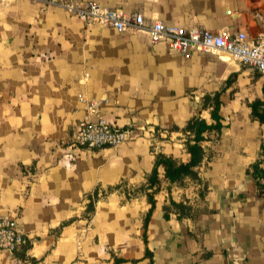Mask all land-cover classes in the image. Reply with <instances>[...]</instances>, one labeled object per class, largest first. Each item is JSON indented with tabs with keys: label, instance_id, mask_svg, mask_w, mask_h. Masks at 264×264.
<instances>
[{
	"label": "crops",
	"instance_id": "obj_1",
	"mask_svg": "<svg viewBox=\"0 0 264 264\" xmlns=\"http://www.w3.org/2000/svg\"><path fill=\"white\" fill-rule=\"evenodd\" d=\"M96 1L147 21L249 39L264 32V0ZM253 71L219 53L185 58L144 32L86 25L45 0L0 4V215L24 228V255L43 264H264V179L261 187L252 174L264 167V124L249 106L263 98L264 75ZM217 92L224 127L206 134L199 179L171 182L160 166L145 230L151 204L136 189L159 153L189 161L185 127L198 114L213 122L201 102ZM90 102L138 137L72 151L79 123L97 118ZM0 264L12 255L0 251Z\"/></svg>",
	"mask_w": 264,
	"mask_h": 264
},
{
	"label": "built area",
	"instance_id": "obj_2",
	"mask_svg": "<svg viewBox=\"0 0 264 264\" xmlns=\"http://www.w3.org/2000/svg\"><path fill=\"white\" fill-rule=\"evenodd\" d=\"M4 1L0 0V4ZM45 2L61 6L86 25L110 27L120 33L144 32L151 44L163 42L171 51L185 58H190L195 51L219 53L222 58L226 55L230 60L264 75V32L254 39H249L242 31L214 32L196 26L170 25L160 20L147 21L141 13H132L122 7H106L96 0ZM88 109L96 113L97 118L83 119L79 123L69 145L72 151L118 147L138 137L135 130L121 128L104 116L98 115L99 103L90 102ZM26 240V232L17 219L8 214L0 215V251H7L12 255V264H43L39 259L17 255Z\"/></svg>",
	"mask_w": 264,
	"mask_h": 264
},
{
	"label": "trees",
	"instance_id": "obj_3",
	"mask_svg": "<svg viewBox=\"0 0 264 264\" xmlns=\"http://www.w3.org/2000/svg\"><path fill=\"white\" fill-rule=\"evenodd\" d=\"M221 106L222 102L220 100V92H217L214 96L207 97L206 104H204L203 107V109L211 108L210 113L213 122L209 123L205 118H202L200 116H195L188 121L185 127V131L190 132L191 134V137H189L186 142V149L190 153V159L188 162H179L172 155L159 153L156 157L154 168L148 178L147 184L143 187H139L138 189H136L137 192L146 191L148 200L151 204V207L144 221L145 230H147L149 220L153 214L156 205L155 194L158 192L159 184L158 168L160 166L164 168L165 177L171 182H181L186 176H190L198 180L199 177L195 168L202 162L205 156L203 142L206 140V134L210 132L221 133L224 127L222 123ZM249 106L251 108V118L254 120H258L259 122L264 124V85L263 98H256L255 100L249 103ZM262 151L264 154V141L262 143ZM252 174L257 180V184L262 187V185H260V178L264 179V167L260 165V162H257L252 166ZM136 191L133 193V195L136 194ZM171 205L175 208H186L183 204L177 203L175 201H171ZM92 209L93 207L89 206V211H91ZM164 209V216L165 218H168L169 207L165 206ZM146 240L147 236L145 233V241ZM29 247L30 243L28 240H26L25 244L21 249L23 253L21 257H25L24 252ZM146 255L152 256V253L149 251L148 248L146 250ZM122 260L123 259H117L116 263H119Z\"/></svg>",
	"mask_w": 264,
	"mask_h": 264
},
{
	"label": "rangeland",
	"instance_id": "obj_4",
	"mask_svg": "<svg viewBox=\"0 0 264 264\" xmlns=\"http://www.w3.org/2000/svg\"><path fill=\"white\" fill-rule=\"evenodd\" d=\"M223 58H225L226 61H232V60H230L229 57L226 56V55H223ZM232 62H233V61H232ZM253 73H254V78H255L256 80L259 78V76L263 75V74L259 73V72L256 71V70H254ZM233 79L235 80V78H231V81H233ZM251 92H252V91H251ZM252 93H253L254 96H256V94H257V90L255 89ZM206 101H207V98H206L205 100H203V102H201L202 110H204L203 107H204V104H206ZM210 109H211V108H207V109H205V110L210 111ZM228 111H229V110H228ZM198 116H200V114H198ZM200 117H201V116H200ZM157 134H158V129H157L156 132H155V135H156V136H157ZM184 134H185V135H184V136H185L184 141H185V146H186L187 139H188L189 137H191V134H190V132H185Z\"/></svg>",
	"mask_w": 264,
	"mask_h": 264
}]
</instances>
